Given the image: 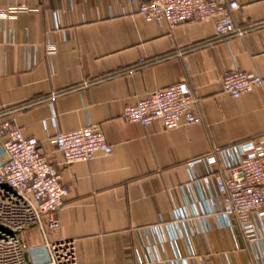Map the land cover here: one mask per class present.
Segmentation results:
<instances>
[{
  "label": "crops",
  "instance_id": "1",
  "mask_svg": "<svg viewBox=\"0 0 264 264\" xmlns=\"http://www.w3.org/2000/svg\"><path fill=\"white\" fill-rule=\"evenodd\" d=\"M143 1L0 0V118L39 140L69 189L50 237L74 240L78 264H264V234L251 242L218 211L223 160H209L264 136V84L237 99L220 86L232 71L264 78V0H237L234 23L246 31L227 37L211 20L147 19ZM181 81L200 98L202 121L165 130L122 117ZM89 124L112 153L65 164L54 135ZM25 239L36 264V230Z\"/></svg>",
  "mask_w": 264,
  "mask_h": 264
},
{
  "label": "built area",
  "instance_id": "2",
  "mask_svg": "<svg viewBox=\"0 0 264 264\" xmlns=\"http://www.w3.org/2000/svg\"><path fill=\"white\" fill-rule=\"evenodd\" d=\"M237 0H144L139 13L147 19L164 20L171 28L188 21L211 20L217 35L243 34L233 15ZM264 78L246 71H232L220 83L223 93L241 98L263 86ZM200 98L189 84L181 81L149 92L126 105L122 117L149 126L159 121L165 130L202 121L197 112ZM65 164L89 161L113 151L102 128L96 124L57 131L53 137ZM223 164L216 172L218 211L230 216L249 241L264 234V136L217 149ZM202 159L192 162L196 164ZM69 195L57 168L40 151L39 140L27 136L8 117L0 118V264H30L31 249L25 233L35 229L39 237L36 264H78L74 240L53 241L50 229L59 227L58 212Z\"/></svg>",
  "mask_w": 264,
  "mask_h": 264
},
{
  "label": "trees",
  "instance_id": "3",
  "mask_svg": "<svg viewBox=\"0 0 264 264\" xmlns=\"http://www.w3.org/2000/svg\"><path fill=\"white\" fill-rule=\"evenodd\" d=\"M221 37H223V36H221ZM122 71H124V70L116 71V72H112V73H107V74L103 75V76L100 77V78H108V77L114 76V75H116L118 72H122Z\"/></svg>",
  "mask_w": 264,
  "mask_h": 264
}]
</instances>
